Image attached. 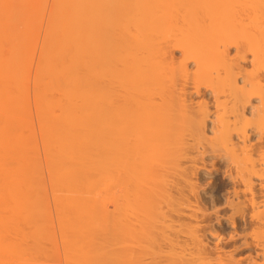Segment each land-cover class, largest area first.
Wrapping results in <instances>:
<instances>
[{
    "label": "bare ground",
    "instance_id": "bare-ground-1",
    "mask_svg": "<svg viewBox=\"0 0 264 264\" xmlns=\"http://www.w3.org/2000/svg\"><path fill=\"white\" fill-rule=\"evenodd\" d=\"M0 264H264V0H0Z\"/></svg>",
    "mask_w": 264,
    "mask_h": 264
},
{
    "label": "rangeland",
    "instance_id": "rangeland-1",
    "mask_svg": "<svg viewBox=\"0 0 264 264\" xmlns=\"http://www.w3.org/2000/svg\"><path fill=\"white\" fill-rule=\"evenodd\" d=\"M221 183V180H219L218 182H217V185H219Z\"/></svg>",
    "mask_w": 264,
    "mask_h": 264
}]
</instances>
